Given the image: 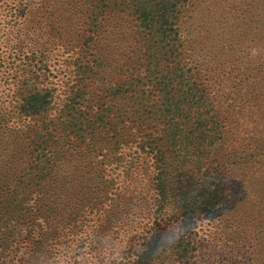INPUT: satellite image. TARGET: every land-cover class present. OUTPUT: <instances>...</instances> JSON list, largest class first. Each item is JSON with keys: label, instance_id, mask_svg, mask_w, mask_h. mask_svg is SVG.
Returning <instances> with one entry per match:
<instances>
[{"label": "rangeland", "instance_id": "1", "mask_svg": "<svg viewBox=\"0 0 264 264\" xmlns=\"http://www.w3.org/2000/svg\"><path fill=\"white\" fill-rule=\"evenodd\" d=\"M102 5L0 0V264H264V0L182 5L177 72Z\"/></svg>", "mask_w": 264, "mask_h": 264}, {"label": "trees", "instance_id": "2", "mask_svg": "<svg viewBox=\"0 0 264 264\" xmlns=\"http://www.w3.org/2000/svg\"><path fill=\"white\" fill-rule=\"evenodd\" d=\"M189 0H84V5L86 6L87 19H88V33L94 32L96 30V22H98L99 17H103L106 14L105 10H101L100 6L108 9V6H114L118 8L122 13H127L134 17L136 21H139L138 26L144 31L141 33L145 37H150V41L156 40L161 41L163 46L159 49H146L147 60L153 58L156 61H160L161 58L168 60V58H173L174 69L177 72L182 67H177L180 65L182 60L178 56V50L183 49L184 45L181 41V34H179V29L181 25L180 8L182 5L187 3ZM174 34V37L168 40L167 43H163L166 38H169ZM149 35V36H147ZM176 58L178 63H176ZM264 60V57L262 58ZM140 63L139 69L143 66V62L138 60ZM258 67V66H256ZM149 69H147L148 71ZM176 72L168 71L167 77L169 79ZM162 98L164 99L169 91L166 89L162 90ZM48 97L50 94L48 92L36 93L29 95L22 99V110L28 115L38 116L43 113L49 103ZM164 109H160L161 115L165 116L168 120V114H166V108L172 107L173 103L169 99L163 101ZM173 134H168L167 141H174L175 137ZM172 137V138H171ZM181 139L182 137H177ZM157 247V242H149L142 249L138 257L134 260L133 264H151L152 257L155 254V249Z\"/></svg>", "mask_w": 264, "mask_h": 264}]
</instances>
